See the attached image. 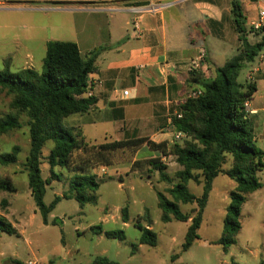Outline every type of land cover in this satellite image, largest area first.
<instances>
[{
    "label": "trees",
    "instance_id": "trees-1",
    "mask_svg": "<svg viewBox=\"0 0 264 264\" xmlns=\"http://www.w3.org/2000/svg\"><path fill=\"white\" fill-rule=\"evenodd\" d=\"M230 6L234 30L238 36V54L221 67L214 68L211 79L204 80L201 73L189 71L193 85L190 92L199 91L200 94L196 98L187 99L180 108V119L171 118L174 131L182 133L186 139L183 145L154 143L147 138L90 144L85 141L81 131L64 125L65 119L86 115L96 104L87 93L90 90L89 77L95 72L98 51L82 56L74 43L49 41L40 73L30 68L12 72L7 62H4V69L0 70V93L11 98L9 107L12 113L0 118V137L19 129L20 116H26L29 149L23 169L33 203L44 225L48 224L49 214L61 200H74L80 208L87 204L96 206L95 194L102 182L110 178H99L89 174V171L112 166L110 155L118 150L145 145L149 151L160 156H173L176 164L182 168L176 174L179 182L166 191L169 197L155 191L162 223L167 224L172 220L189 222L180 254L188 251L198 239L197 233L212 182L221 174L232 180L235 188L229 196L230 203L225 211L218 244L226 251L235 243V237L241 230L242 207L247 196L261 188L258 174L264 170V152L256 146L252 122L245 108V103L256 91V85L246 79L242 83L238 81L241 71L264 52V26L258 30L252 27L248 29L241 3L231 0ZM250 35L258 37V41L250 43ZM48 144L51 146L47 156L49 179L43 180L40 170L42 150ZM20 152V148L14 146L10 153L1 154L0 166L15 165ZM80 154H84L82 158ZM228 156L232 165L224 170L222 167ZM145 164L152 172H157L160 183L171 185L166 167L158 157ZM56 168L71 172L73 176L67 191L46 205V187L52 181L59 180L54 171ZM189 182L202 186L200 197L188 191L186 185ZM0 192H15L9 179H0ZM1 204H5V201H1ZM180 204H195L196 209L192 211L195 216L182 213ZM144 214L142 217L145 225L138 221L133 224L140 232L138 245L154 248L157 246V236L149 229L152 220L148 211ZM128 220V211L124 208L121 210V221L126 224ZM90 230L96 235L103 232L101 226L91 227ZM1 233L16 235V230L2 216ZM104 237L120 242L125 240L122 231H105ZM180 254L172 255L168 264H175ZM91 264L120 263L97 257Z\"/></svg>",
    "mask_w": 264,
    "mask_h": 264
},
{
    "label": "rangeland",
    "instance_id": "rangeland-1",
    "mask_svg": "<svg viewBox=\"0 0 264 264\" xmlns=\"http://www.w3.org/2000/svg\"><path fill=\"white\" fill-rule=\"evenodd\" d=\"M3 1L7 4L0 8V70L4 69V62H7L10 71H19L22 62L27 60V54L34 52V68L40 73L45 56L44 43L55 36L52 29L59 24L65 29H71L74 25L73 18L48 13L42 8L45 2L56 4L59 0ZM250 27L249 23L247 28ZM235 36V34H228V37ZM249 37L251 43L258 41L256 36ZM206 45L210 56L212 55L217 64L223 65L238 54L236 42L220 44L217 41H207ZM203 51L206 54L205 48ZM247 69L244 68L241 71L239 82L245 81ZM197 72L201 73L204 80L207 76H213L212 69L207 76L202 72V68ZM10 101L9 96L0 93V118L12 113L9 107ZM76 119L78 115L70 116L65 119L64 125L78 129L75 127ZM19 122L21 124L19 129L0 137V155L10 153L14 146H18L21 150L17 157L20 161L19 165L0 166V179L11 181L13 178L16 190L15 197L11 193L0 192V215H5L20 233L19 236L0 234V264H27L28 262L91 264L98 256L120 264H168L172 255L180 254L188 223L175 220L167 224L162 223L155 194V191H158L169 197L166 194L167 189L179 182L176 174L182 168L176 164L173 156H160L156 152L149 151L145 145L112 153L110 155L112 166L106 167L103 171V167L89 171V174H95L99 178H110L102 182L95 194L97 205L87 204L80 208L74 200H61L49 214L48 224L44 225L32 197L27 193V176L23 169L29 149L26 116L21 115ZM166 126L167 121L159 126L160 131H154L155 134L158 137H165L164 142L169 145L173 143L183 145L186 139L175 141L173 131ZM82 128L84 137L90 144H102L106 140L110 141L109 138H114L115 135L124 137V140L146 138L145 131H113L114 135H112L109 131L111 124L106 123L86 125ZM107 133L108 135H105ZM50 147L49 144L45 146L42 153L48 156ZM83 155L80 154V157L82 158ZM156 157L166 167V173L171 178V185L160 183L157 172H152L145 164ZM231 165L232 160L228 156L222 169H228ZM41 169L43 175L49 179L46 156L42 157ZM54 171L59 180L50 183L51 188H49L52 190L48 188L44 197L46 205L53 200V192L61 195L67 191L68 182L73 176L71 172L65 170L56 168ZM258 177L261 188L247 196L240 217L241 230L235 237V243L226 251L218 244L222 236L225 216L221 208L223 204L229 203V199L226 203L223 197L217 200L212 199L198 230V239L188 251L180 254L175 264L264 263V170L258 174ZM186 187L191 194L200 197L202 186L189 182ZM224 190L230 189L226 187ZM232 191L233 188L230 192ZM1 201H5V204L2 205ZM179 206L182 213L195 216V213L192 214V211L196 209L195 204ZM124 208L128 211L127 224L121 221V210ZM145 211H148L150 215L152 231L157 236V246L154 248L143 245L138 247L140 232L133 224L137 221L143 225L146 224L142 217ZM94 226H101L104 231H122L125 240L120 242L103 236L98 237L90 230Z\"/></svg>",
    "mask_w": 264,
    "mask_h": 264
},
{
    "label": "crops",
    "instance_id": "crops-1",
    "mask_svg": "<svg viewBox=\"0 0 264 264\" xmlns=\"http://www.w3.org/2000/svg\"><path fill=\"white\" fill-rule=\"evenodd\" d=\"M238 1L243 7L246 26L256 19L258 11L264 10V0ZM45 3L44 10L71 16L74 25L71 29H65L61 24L51 28L55 36L45 41L44 54L46 44L51 40L76 44L82 56L98 51L95 72L89 77L93 84L88 91L96 104L88 114L78 115L75 123L83 137L82 127L106 123L111 124L112 135L113 131H145L150 141L164 142L165 137H158L154 131H160L159 126L166 121L169 128V120L176 112L174 103L192 90L191 61L205 48L202 72L207 76L210 69L213 71L222 66L210 56L207 41L239 45L230 12L231 0H59L56 4ZM6 4L0 0V8ZM228 34L236 36L228 37ZM33 53L27 54V60L22 62L19 70H35ZM246 68L245 79L256 85L255 93L246 103V111L252 122L256 146L264 152V52ZM212 77L207 76V79ZM124 91L128 92L127 97L122 96ZM109 139L106 142L122 141L124 137L115 135ZM44 156L47 158L42 153ZM19 162L17 160L15 165ZM40 170L42 179L46 180L41 166ZM49 187L50 184L46 191ZM224 187L230 190H224ZM232 188L234 190V183L223 174L213 180L202 222L210 201L223 197L225 203L228 202ZM15 193L16 190L11 194L15 197ZM27 193L31 196L28 186ZM53 193L54 197L62 195ZM229 203L222 205L224 215ZM0 216L19 236V231L7 217ZM149 229L152 230V226ZM104 232L96 236L104 237Z\"/></svg>",
    "mask_w": 264,
    "mask_h": 264
},
{
    "label": "built area",
    "instance_id": "built-area-1",
    "mask_svg": "<svg viewBox=\"0 0 264 264\" xmlns=\"http://www.w3.org/2000/svg\"><path fill=\"white\" fill-rule=\"evenodd\" d=\"M259 1H263V0H259ZM250 25H251V27L254 30H258L262 26H264V10L258 11L256 19L253 20ZM204 61H205V53H204L203 49H201L199 51L198 56L196 57V59L191 61L190 65H189V71L191 72V71H197V70L201 69L204 66V64H203ZM247 79H249V76H247ZM92 84L93 83L89 81L90 87H91ZM96 84L99 85L100 82H97ZM199 94H200L199 91L190 92L187 96L183 97L181 100L176 101L174 103V106L176 108V112L173 114L172 117H175L176 119H180L181 116H182L180 108L186 103L188 98H196ZM87 95H88V97H91L90 92H88ZM122 96L123 97H127L128 96V92L127 91L122 92ZM246 103H245V108H247ZM168 125H169V128L171 129V131H173V137H174L175 141H179L182 138H184V135L182 133L174 131V129L172 128V125H171V119L169 120V124ZM27 264H37V263L28 262Z\"/></svg>",
    "mask_w": 264,
    "mask_h": 264
}]
</instances>
